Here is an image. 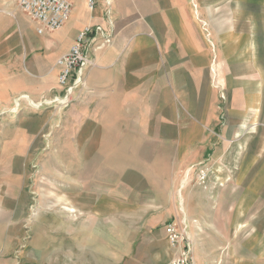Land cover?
<instances>
[{
	"label": "rangeland",
	"instance_id": "1",
	"mask_svg": "<svg viewBox=\"0 0 264 264\" xmlns=\"http://www.w3.org/2000/svg\"><path fill=\"white\" fill-rule=\"evenodd\" d=\"M181 4L183 13L190 12L188 25L203 48L199 91L205 98L206 120L191 133L196 145L161 150V179L148 184L155 187L151 191L156 202L170 195L169 212H146L156 204L143 197L148 187L139 180L141 167L127 168L132 188L130 205L124 206L128 212L101 217L94 235H87V241L102 249L96 264H158L138 249L147 239L161 241L163 224L182 216L198 222L200 232L191 228L192 220L190 231L199 240L200 252L212 260L264 264V0H182ZM34 32V23L16 9L15 0H0V264H63L61 243L46 250L48 237L62 239L61 216L83 221L86 230L90 226L83 209H75L67 198L74 181L62 158L70 156H59L61 148L77 144L70 137L74 129L70 106L61 109L50 103L60 89L44 90L50 88L45 82L49 76L35 79L25 71L21 44L36 38ZM251 38L255 55L248 44ZM248 59L260 66L261 74L248 67ZM260 77L261 109L253 112L250 107L247 113L249 97L259 95ZM167 138L178 143L182 137L168 133ZM203 171L205 180L200 178ZM214 173L225 178L223 186L213 183ZM145 221L154 227L147 228Z\"/></svg>",
	"mask_w": 264,
	"mask_h": 264
},
{
	"label": "crops",
	"instance_id": "2",
	"mask_svg": "<svg viewBox=\"0 0 264 264\" xmlns=\"http://www.w3.org/2000/svg\"><path fill=\"white\" fill-rule=\"evenodd\" d=\"M96 1L97 7L91 10L88 0H73L72 16L63 30L42 38H37L34 32L36 38L22 41L27 76L35 79L49 76L45 82L50 88L44 90L60 89L55 63L70 50L77 33L87 25L107 26L103 0ZM181 3L182 0L176 4L174 0H113L114 40L103 50L89 54L93 65L86 79L88 91L83 99L70 106L69 111L74 128L70 137L77 144L61 148L59 154L70 156L62 158L64 170L72 174L70 177L74 181L73 192L67 198L71 199L75 209H83L90 219L86 230L83 221L73 222L67 214L61 216L62 239L59 241L54 236L46 239L48 252L61 243L59 260L63 264L100 262L102 249L96 242L87 241V235H94L101 217L109 219L117 213L128 212L125 209L130 205L132 188L127 168L131 164L141 167L139 180L147 183L148 193L146 191L143 197L148 203L156 204L146 212L170 210V195L165 194L160 202H156L151 191L155 187L148 184L161 179V150L196 145L191 133L201 129L198 122L206 120L205 98L199 91L202 88L203 48L188 25L190 12L183 13ZM248 44L251 55H255L254 39L251 38ZM248 62L249 68L261 74L260 66H254L249 59ZM217 69L218 66L214 67V74ZM261 84L262 77L258 81L259 95L249 97L247 101V113L252 111L250 107L254 108L253 112L261 109ZM35 93L39 94V91ZM168 133L172 137L178 133L182 138L177 143V140L167 138ZM212 178L216 187L226 182L219 174L214 173ZM180 188L178 199L184 202L182 193L181 198L179 195ZM237 214L242 215V210L238 209ZM168 223L163 224L159 234L161 241L147 239L138 249L139 254L154 263H169L171 254L164 232ZM144 224L149 229L154 227L149 221ZM236 229L240 231V227ZM198 243L199 240L197 246ZM130 248L132 253L133 244Z\"/></svg>",
	"mask_w": 264,
	"mask_h": 264
},
{
	"label": "built area",
	"instance_id": "3",
	"mask_svg": "<svg viewBox=\"0 0 264 264\" xmlns=\"http://www.w3.org/2000/svg\"><path fill=\"white\" fill-rule=\"evenodd\" d=\"M96 0H88L91 10L97 7ZM107 26L87 25L75 36V41L67 54L58 58L55 63L59 95L50 103L57 108H67L83 99L88 91L86 82L88 71L93 65L89 57L91 51H100L112 44L114 40L115 21L113 16V0H103ZM15 7L36 27L40 37L57 33L69 23L73 12V0H16ZM60 109V110H61ZM201 180L207 178L205 171L200 174ZM196 220L191 221V228L198 229ZM170 250L168 264H221L212 260L207 254L200 252L186 217H177L164 227ZM200 232V231H199ZM198 238V237H197Z\"/></svg>",
	"mask_w": 264,
	"mask_h": 264
},
{
	"label": "bare ground",
	"instance_id": "4",
	"mask_svg": "<svg viewBox=\"0 0 264 264\" xmlns=\"http://www.w3.org/2000/svg\"><path fill=\"white\" fill-rule=\"evenodd\" d=\"M33 104H34L35 106H39V105H40V103H39V104H35L34 102H33Z\"/></svg>",
	"mask_w": 264,
	"mask_h": 264
}]
</instances>
